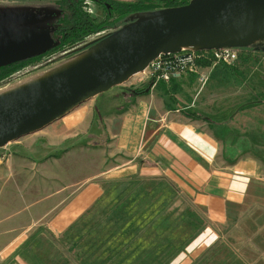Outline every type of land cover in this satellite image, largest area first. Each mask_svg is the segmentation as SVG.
Instances as JSON below:
<instances>
[{"label":"rangeland","instance_id":"1","mask_svg":"<svg viewBox=\"0 0 264 264\" xmlns=\"http://www.w3.org/2000/svg\"><path fill=\"white\" fill-rule=\"evenodd\" d=\"M54 1L0 0V41L46 28ZM156 3L157 9L166 8ZM87 10L97 21L104 18L103 9L93 3ZM117 31L89 35L45 55L0 86L101 45ZM248 43L264 47V37ZM201 72L207 75L204 84L191 75L155 90L166 107H188L206 116L224 155L251 156L257 164L247 196L231 208L211 245L200 254L201 248L190 252L208 226L206 218L193 198L169 180L123 182L116 176L129 171L104 173L124 158L116 152L99 101L90 108L89 99L0 147V264H264V54L240 52L232 63ZM114 87L113 97L121 99L145 85ZM82 108L92 113L85 124L72 116ZM90 181L101 185L102 195L62 233H51L49 217Z\"/></svg>","mask_w":264,"mask_h":264},{"label":"water","instance_id":"2","mask_svg":"<svg viewBox=\"0 0 264 264\" xmlns=\"http://www.w3.org/2000/svg\"><path fill=\"white\" fill-rule=\"evenodd\" d=\"M117 30L75 65L0 96V147L124 84L159 54L193 45L195 50L238 48L264 37V0H189L140 12ZM234 34L238 37L224 41ZM51 43L46 28L2 38L0 67L44 54Z\"/></svg>","mask_w":264,"mask_h":264},{"label":"crops","instance_id":"3","mask_svg":"<svg viewBox=\"0 0 264 264\" xmlns=\"http://www.w3.org/2000/svg\"><path fill=\"white\" fill-rule=\"evenodd\" d=\"M186 77L191 75L176 81L183 82ZM114 88L93 97L87 105L93 108L99 101L116 152L124 158L104 173L129 171L116 176L123 182L167 179L188 193L203 209L208 225L191 245L190 252L201 248L202 253L215 240L216 230L224 226L231 208L241 205L247 196L257 174L255 159L224 155L218 133L204 119L187 116L185 113L191 112L188 107L185 111L178 105L166 107L157 89L140 93L130 90L117 99ZM72 116L83 124L92 119V113L84 108ZM101 195L99 183H83L49 217L47 228L53 234L62 233Z\"/></svg>","mask_w":264,"mask_h":264},{"label":"trees","instance_id":"4","mask_svg":"<svg viewBox=\"0 0 264 264\" xmlns=\"http://www.w3.org/2000/svg\"><path fill=\"white\" fill-rule=\"evenodd\" d=\"M189 0L182 2L186 4ZM51 16L47 21L46 29L49 31L52 43L51 47L44 54L29 58L27 60L4 65L0 67V83L8 80L15 72L37 62L43 56L59 51L74 42L84 39L86 36L101 33L105 30L119 29L134 19V15L107 16L102 21H97L90 15L83 6L82 0H61L58 8L51 7ZM55 13V14H54ZM238 53L264 54V47H255L252 44L235 48ZM203 67L208 66V62L200 63ZM216 65L213 69L217 68ZM212 69V70H213ZM135 92H147V87L135 88ZM187 116L207 120L206 116H201L196 112L185 113ZM1 264H6L2 262Z\"/></svg>","mask_w":264,"mask_h":264},{"label":"built area","instance_id":"5","mask_svg":"<svg viewBox=\"0 0 264 264\" xmlns=\"http://www.w3.org/2000/svg\"><path fill=\"white\" fill-rule=\"evenodd\" d=\"M237 57V50L231 47L203 50L181 48L177 52L159 54L143 71L134 75L137 77L136 81L131 83V77L127 82L134 86L145 85L150 91H154L160 84H169L185 75H192L204 84L207 75L201 72L203 68L211 71L216 65L230 64ZM202 61L208 62V66L203 67L200 64Z\"/></svg>","mask_w":264,"mask_h":264},{"label":"bare ground","instance_id":"6","mask_svg":"<svg viewBox=\"0 0 264 264\" xmlns=\"http://www.w3.org/2000/svg\"><path fill=\"white\" fill-rule=\"evenodd\" d=\"M235 37H238V35L234 34L232 36H229L224 41L234 39ZM194 47H196V46L195 45L187 46L185 48L193 49ZM97 49H98V46L83 50V51L79 52L78 54L71 56V57L63 60L62 62L57 63V64H55V65H53L47 69L35 71L33 73L29 72L30 74L18 77L17 79H15L13 81L5 83V84L0 86V96L5 95L7 93L17 91V90H20V89L30 87V86H32V85H34V84H36V83H38L44 79H47V78L57 74L58 72L63 71L65 69L75 65L76 63L80 62L81 60H83L84 58H86L87 56L92 54Z\"/></svg>","mask_w":264,"mask_h":264},{"label":"flooded vegetation","instance_id":"7","mask_svg":"<svg viewBox=\"0 0 264 264\" xmlns=\"http://www.w3.org/2000/svg\"><path fill=\"white\" fill-rule=\"evenodd\" d=\"M157 1L161 2L162 7L181 5L186 0H133L132 3L122 2L120 0H82L83 6L88 9L89 3L101 7L104 11V20L107 16L114 15H136L140 12L152 11L157 8ZM55 7L61 3V0H55ZM89 12V11H88ZM100 20V21H102Z\"/></svg>","mask_w":264,"mask_h":264}]
</instances>
